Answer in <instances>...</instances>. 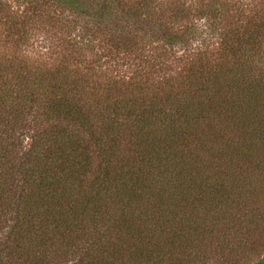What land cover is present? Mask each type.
<instances>
[{
    "label": "trees",
    "instance_id": "obj_1",
    "mask_svg": "<svg viewBox=\"0 0 264 264\" xmlns=\"http://www.w3.org/2000/svg\"><path fill=\"white\" fill-rule=\"evenodd\" d=\"M25 1V16L0 7L7 43L56 4ZM89 1L56 5L90 8L107 37L65 25L55 59L0 53V264H191L264 237V7L212 0L200 12L217 40L192 47L207 28L160 22L155 53L107 22L148 0ZM48 11L37 30L54 37ZM101 53L146 68L111 78Z\"/></svg>",
    "mask_w": 264,
    "mask_h": 264
},
{
    "label": "rangeland",
    "instance_id": "obj_2",
    "mask_svg": "<svg viewBox=\"0 0 264 264\" xmlns=\"http://www.w3.org/2000/svg\"><path fill=\"white\" fill-rule=\"evenodd\" d=\"M53 1V0H52ZM98 0H90L89 5H92V8H95V4ZM137 2L142 0H126V2ZM144 1V0H143ZM149 7L145 9L143 15H136L131 17L127 12V9L116 10V15H111L108 17L107 22L108 27L118 28V29H135L138 30V41L140 45L146 44L145 52L154 48L152 51L160 52L162 49L163 43L160 42V28L162 26H157L160 22L167 24V26L173 27L175 29L183 27L188 23H197L199 27L207 28V33L198 32L191 39L189 45L192 47H197L201 45V41L204 37L211 38V34L215 31L208 28L206 16H202L201 10L204 9L207 3H210L212 0H148ZM232 8H242L249 9L253 7L254 9H260L264 7V0H223ZM45 0H37V3L43 4ZM56 4H59L58 0L53 1ZM51 4L50 6L43 7L46 12V16H42L36 24L32 25L34 30H31L28 33V36L21 40V43L12 44L11 42L7 43L4 41L5 36L7 35V28L0 23V53H10L16 51L19 55H24L28 57L31 61L35 63L49 61L50 59H55L65 49L63 45L58 46V43L61 41L63 31L71 29L72 37L77 36L78 32H86L87 29L90 36L94 35L97 37H107L106 34L101 33L98 29L99 24L96 20L92 10L90 8H85V6H68V4L56 5ZM0 7L5 8V11L12 13L16 16L26 15L23 13L25 10L28 12L29 5L25 0H0ZM62 7V9H60ZM181 8L183 13L188 14V20H182L179 17L173 16V10L177 11V8ZM50 8L59 9L56 12V17L58 21L52 26L54 37L48 36L44 31L40 32L37 28L42 24L46 23L47 16L53 15L54 13L49 12ZM53 11V10H52ZM200 15V16H199ZM68 25L69 28L66 29ZM72 27V28H71ZM146 31V33H144ZM108 33V32H107ZM65 34H67L65 32ZM217 32L212 39V42L217 40ZM160 36V38H159ZM99 40V39H98ZM145 47V46H144ZM143 47V48H144ZM150 47V48H149ZM175 50L179 55L183 53V48L181 46H176ZM170 51V48H168ZM172 51V49H171ZM59 52L60 54H57ZM140 52V51H139ZM104 53H101V56ZM139 54H133V58L122 56H117L116 59L112 58L111 55L102 57L103 60H110L109 63L103 65H109V69L102 68L104 70V75L110 76L111 78L121 77L125 75L126 79H129L131 76L139 74V71L143 67L146 68V64L142 58H138ZM131 59V60H130ZM150 59V61H149ZM149 62L152 61V57H148ZM171 61V60H170ZM148 62V63H149ZM103 63V62H102ZM181 65V64H180ZM180 66L173 64V72H176ZM177 68V69H176ZM176 69V70H175ZM139 70V71H138ZM172 70V69H171ZM138 72V73H137ZM253 242L250 240L247 242V246L242 249H238V244L236 243L237 239L231 241V250L226 249V251H205V256L202 255L201 259L195 260L191 264H252L261 257L264 256V237L258 235L252 238ZM246 241H244L245 243ZM242 244V241L240 242ZM233 245V246H232ZM77 258V257H76ZM72 262H69V264Z\"/></svg>",
    "mask_w": 264,
    "mask_h": 264
}]
</instances>
